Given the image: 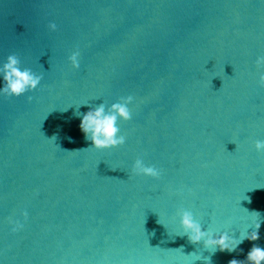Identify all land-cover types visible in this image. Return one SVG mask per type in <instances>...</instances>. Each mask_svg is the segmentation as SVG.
Listing matches in <instances>:
<instances>
[{
  "label": "water",
  "instance_id": "95a60500",
  "mask_svg": "<svg viewBox=\"0 0 264 264\" xmlns=\"http://www.w3.org/2000/svg\"><path fill=\"white\" fill-rule=\"evenodd\" d=\"M11 53L43 79L0 94V264H229L264 247V0H0V65ZM128 95L125 143L91 147L80 113ZM181 208L237 238L259 219L260 238L192 244Z\"/></svg>",
  "mask_w": 264,
  "mask_h": 264
},
{
  "label": "clouds",
  "instance_id": "9594fccd",
  "mask_svg": "<svg viewBox=\"0 0 264 264\" xmlns=\"http://www.w3.org/2000/svg\"><path fill=\"white\" fill-rule=\"evenodd\" d=\"M48 28L55 31L57 25L54 22H49ZM79 56L78 49L68 56L73 68L80 67ZM255 63L257 67H264V55L258 56ZM42 79V73L37 74L29 67L22 68L19 56L16 53H11L6 57V61L0 65V80L3 81V86L0 87V94L6 97H19L36 90ZM258 84L260 87H264V72L260 73ZM27 99L31 101L33 97L29 95ZM133 99L132 95L122 96L117 102L111 103L107 108L102 102L95 107H89L87 112L80 113L79 126L86 140L91 141V147L107 149L115 148L125 143L126 137L120 134L121 129L118 125V120L128 121L132 118V111L128 105L132 103ZM255 148L257 151H264V140H256ZM132 171L135 174H143L153 178H159L161 175L159 168L155 165H146L142 158L135 160ZM248 199L250 202L249 197ZM253 213L256 217L261 215L257 211H253ZM22 215L27 219V211H24ZM179 216L183 236H187L188 241L192 244L202 242L205 248L234 251L245 239L256 241L260 238L259 228L261 221L259 219L255 221L253 231L241 233L237 238L234 235H230L228 231L216 232L211 228L205 229L194 218L193 212L188 209L181 208ZM9 222L15 224L13 231L23 226L19 221L10 220ZM157 222L159 223V221ZM229 264H264V247L253 244L245 260L232 259Z\"/></svg>",
  "mask_w": 264,
  "mask_h": 264
}]
</instances>
